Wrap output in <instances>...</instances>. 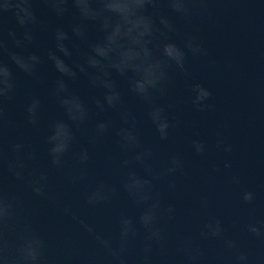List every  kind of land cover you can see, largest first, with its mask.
<instances>
[{
    "label": "clouds",
    "instance_id": "obj_1",
    "mask_svg": "<svg viewBox=\"0 0 264 264\" xmlns=\"http://www.w3.org/2000/svg\"><path fill=\"white\" fill-rule=\"evenodd\" d=\"M210 3L211 0H0V264H51L46 238L32 224L21 220L19 198L6 188L7 173L17 181H25L36 196L46 197L48 173L36 164L37 155L30 144L4 142L8 129L19 127L9 115V104L18 91L15 70L48 87L46 67L55 73L49 98L64 117L48 125L45 145L52 167L63 169L69 156L79 165H87L91 158L88 147L74 151V146L78 142L77 130H85L93 109L114 112L121 121L117 127L110 117L97 120L89 142L94 144L110 131L115 132L119 149L126 157L121 165L125 170L121 187L138 216L121 214L115 237L94 233L85 225L105 252L102 261L93 258L89 264H172L167 225L175 219L176 209L165 204L158 183L183 172L184 159L175 153L163 170L154 165L155 152L144 144L141 121L127 106L126 96L145 107L159 139L168 141L174 127L169 119L172 105L160 101L169 93L172 73L186 72L189 56L209 55L200 38L194 33L182 34L173 18L191 25L196 17L210 14ZM161 5L167 14L160 10ZM44 15L55 17L59 23L50 29L51 46L32 51L38 47L40 32L48 30ZM9 19L13 21L11 27ZM117 77L126 82V90ZM81 82L90 93L87 97L74 87ZM189 87L195 108L207 110L211 106L210 89L198 82ZM44 108V99L32 95L24 106V126L39 128ZM215 148L225 153L233 150L219 130L215 133ZM191 149L195 155L203 156L209 145L202 139H193ZM225 167L230 169L231 164L226 161ZM86 178L81 168L70 176V182L75 185ZM230 182L239 185V176L233 175ZM167 188L174 191L175 181L170 180ZM116 194L115 187L101 182L87 193V203L94 206L108 202ZM239 198L251 206L254 215L257 193L242 190ZM208 206V199H203L201 208ZM226 231L222 219H207L198 238L189 235L178 241L175 250L179 264H264V255L242 250L237 239L225 236ZM246 231L264 243V219L249 222ZM214 240H223L224 252L209 256L203 242Z\"/></svg>",
    "mask_w": 264,
    "mask_h": 264
},
{
    "label": "water",
    "instance_id": "obj_2",
    "mask_svg": "<svg viewBox=\"0 0 264 264\" xmlns=\"http://www.w3.org/2000/svg\"><path fill=\"white\" fill-rule=\"evenodd\" d=\"M209 8L210 14L196 17L191 25L173 18L182 34L194 33L200 38L209 55L189 56L186 72L176 70L172 73L169 93L160 101L172 105L169 119L174 127L168 141L159 139L147 119L145 107L126 96L127 106L141 121L144 144L155 152L154 165L163 170L168 158L175 153L182 154L184 159L183 172L158 183L165 204L176 209L175 219L167 225L172 264H179L180 257L175 250L178 241L189 235L198 238L200 228L210 217L223 220L227 229L225 236L237 239L242 250L264 255V243L246 231L249 222L264 219V0H211ZM160 10L168 13L163 5ZM42 19L48 30L40 32L38 47L31 48L32 51L51 46L50 29L59 23L51 15H44ZM64 23L67 26L68 21ZM7 24L11 27L13 21L9 19ZM92 35L95 37L96 33L93 31ZM15 71L18 91L9 104V115L19 127L9 128L4 142L8 145L23 141L31 145L37 155L36 164L48 173L45 189L48 195L36 196L25 181H17L6 173L7 191L19 198L21 220L32 224L46 238L51 264H89L93 258L102 261L105 252L94 233L115 237L121 214L138 216V210L121 187V176L125 171L121 165L126 157L119 149L115 132L110 131L94 144L89 142L97 120L110 117L117 127L121 121L114 112L99 113L93 109L85 130H77L78 142L74 146V151L88 147L91 158L87 165L81 166L69 156L63 169L52 167L45 145L48 125L54 119L64 118L49 98L55 73L50 67L45 68L46 87L19 70ZM117 80L126 90V82L119 77ZM197 82L212 92L208 102L211 106L205 111H198L191 102L189 86ZM74 87L86 97L90 95L82 82ZM32 95H39L45 101L41 123L36 129L24 126V106ZM218 130L232 145L231 153L215 148ZM193 139L208 143L209 150L203 156L192 151ZM226 161L231 164L230 169L225 167ZM81 168L86 171L87 178L74 185L70 176ZM137 171L143 174L141 168L137 167ZM233 175L239 176V185L230 182ZM170 180L175 181L174 191L167 188ZM101 182L115 187L116 196L108 202L88 205L87 193ZM242 190L257 193L254 215L251 206L243 204L239 198ZM205 198L209 201L207 209L201 208ZM85 225L93 228L94 233ZM203 244L209 256L224 252L223 240Z\"/></svg>",
    "mask_w": 264,
    "mask_h": 264
}]
</instances>
